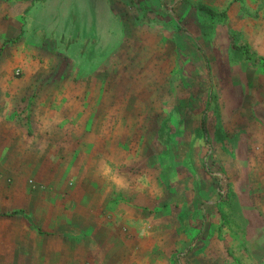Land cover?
<instances>
[{
    "label": "rangeland",
    "instance_id": "374dc122",
    "mask_svg": "<svg viewBox=\"0 0 264 264\" xmlns=\"http://www.w3.org/2000/svg\"><path fill=\"white\" fill-rule=\"evenodd\" d=\"M60 20L0 41V80L28 85L31 191L109 222L65 264H264V0H79ZM61 213L30 218L33 242L70 246Z\"/></svg>",
    "mask_w": 264,
    "mask_h": 264
},
{
    "label": "crops",
    "instance_id": "0c3cea01",
    "mask_svg": "<svg viewBox=\"0 0 264 264\" xmlns=\"http://www.w3.org/2000/svg\"><path fill=\"white\" fill-rule=\"evenodd\" d=\"M78 5L79 0H0V41L18 39L20 42L11 47L24 50L25 39L55 32L57 22H61L60 17L71 24L72 12ZM5 15L9 16L6 21ZM22 84L26 83L0 80V263L15 256L21 258L24 264L72 263L77 259L76 245L73 243L72 247L71 241L67 240H76L79 234H90L95 228H103L109 222L101 221L93 213H83V220H76L78 211L63 210L60 193L55 189L47 191L39 187L35 192L31 191L26 168L30 167L29 161L33 155L29 153L30 127H25L24 123L27 120L24 110L28 108L29 101H24L23 92L17 91L19 87L28 85ZM15 103L26 104L20 117L15 116ZM32 129L35 136L61 133L59 128L41 133L37 131L38 127L33 126ZM36 165L32 164V167ZM8 178L12 179L10 186L6 185ZM39 184L52 183L48 179L40 180ZM15 211H23V214H14ZM55 211L62 213L61 218L56 217V226L53 227L59 231V237L69 243L68 248L64 242L46 246L44 242L35 243L32 240L37 233L30 218ZM32 221L36 223L34 218Z\"/></svg>",
    "mask_w": 264,
    "mask_h": 264
},
{
    "label": "trees",
    "instance_id": "16d2710c",
    "mask_svg": "<svg viewBox=\"0 0 264 264\" xmlns=\"http://www.w3.org/2000/svg\"><path fill=\"white\" fill-rule=\"evenodd\" d=\"M196 9L203 13V14H206V15H209L211 17H221V18H224L225 17V14L224 13H217L215 12L214 10L208 8V7H205L203 5H199L196 7ZM237 33L235 32H231V37L233 38V45H234V48L237 50V51H240L242 52L247 58H251L253 56V54L251 53V50L249 48V46L247 44L245 45H241L239 44L235 37ZM262 63H261V66L264 68V59H261ZM205 126V121L203 122V127ZM14 214H23V211H15Z\"/></svg>",
    "mask_w": 264,
    "mask_h": 264
}]
</instances>
